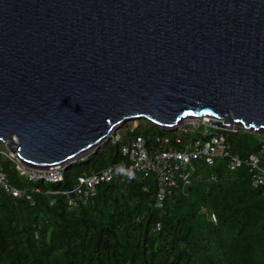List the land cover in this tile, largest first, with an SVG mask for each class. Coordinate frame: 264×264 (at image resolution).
Returning <instances> with one entry per match:
<instances>
[{
    "label": "water",
    "instance_id": "obj_1",
    "mask_svg": "<svg viewBox=\"0 0 264 264\" xmlns=\"http://www.w3.org/2000/svg\"><path fill=\"white\" fill-rule=\"evenodd\" d=\"M204 117L264 135V0H0V144L23 164Z\"/></svg>",
    "mask_w": 264,
    "mask_h": 264
},
{
    "label": "trees",
    "instance_id": "obj_2",
    "mask_svg": "<svg viewBox=\"0 0 264 264\" xmlns=\"http://www.w3.org/2000/svg\"><path fill=\"white\" fill-rule=\"evenodd\" d=\"M217 133L243 165L230 169L226 155L212 165L195 159L191 184L178 182L161 201L157 174L116 172L130 165L123 148L137 137L152 151H183ZM263 149L264 135L242 127L166 131L140 119L51 181L22 175L2 144L0 172L20 195L0 185V264H264V183L248 164L259 154L264 168ZM108 169L94 191L80 182Z\"/></svg>",
    "mask_w": 264,
    "mask_h": 264
},
{
    "label": "built area",
    "instance_id": "obj_3",
    "mask_svg": "<svg viewBox=\"0 0 264 264\" xmlns=\"http://www.w3.org/2000/svg\"><path fill=\"white\" fill-rule=\"evenodd\" d=\"M192 119V118H191ZM198 120L202 118H193ZM210 120H204L202 125L213 127L208 124ZM201 125V124H200ZM189 128H185L188 130ZM210 134V133H209ZM158 142H168V139L157 138ZM123 152L129 156L131 161L130 165L117 170L122 171L125 176L132 178L135 172H143L145 176L151 173L157 174L160 184L161 192L159 193V201H161L166 192H169L172 187L176 186L178 182L185 184H191V173L194 170L193 160L204 158L209 165L214 164L218 157L228 156V165L230 169L236 170L243 165V159L238 154L228 155L226 152V138L222 133L211 134L209 139L202 143L200 141L188 146L183 151L178 150H155L152 151L147 148L146 140L142 137H137L130 144L123 148ZM264 153V149L262 150ZM6 157L15 162L17 169L24 176L30 179H44L51 181H59L62 179L61 170L62 166H54L44 170L48 174H42L38 172V168L29 167L23 164L17 155L6 148L3 151ZM248 164L252 170H256L254 175V183H264V168L260 166V155L252 154L248 159ZM61 167V168H60ZM56 172H52L55 171ZM112 169L106 170L101 176H92L90 178H81L80 182L89 186L91 191H94V185L99 183L100 180L110 179ZM0 185L6 188L14 196H19L20 192L16 189H10L6 175L0 172ZM81 192V191H80ZM211 219L216 222L214 214L211 215Z\"/></svg>",
    "mask_w": 264,
    "mask_h": 264
},
{
    "label": "rangeland",
    "instance_id": "obj_4",
    "mask_svg": "<svg viewBox=\"0 0 264 264\" xmlns=\"http://www.w3.org/2000/svg\"><path fill=\"white\" fill-rule=\"evenodd\" d=\"M204 120H210L209 118H206V117H204V118H202V120L201 119H198L197 121L196 120H194L193 118L191 119V118H189V119H186V120H184L181 124H179L178 125V129H180V128H183V129H185V128H189V129H191V128H193V129H196L200 124H203V121ZM131 122H133V121H131ZM208 124H211L210 123V121H209V123ZM241 126H234V127H232V131H234V130H237L238 128H240ZM123 128V127H122ZM244 129V128H243ZM121 130V129H120ZM257 133V132H256ZM116 135V133L112 136V138L114 137ZM0 145H2V144H0ZM7 149H8V146H7V144H3ZM9 150V149H8ZM61 168V167H60ZM62 168H65V167H63L62 166ZM57 170H55V171H52V172H56ZM38 172H40V173H42V174H45L46 172L44 171V170H41V169H38ZM46 174H48V173H46Z\"/></svg>",
    "mask_w": 264,
    "mask_h": 264
}]
</instances>
